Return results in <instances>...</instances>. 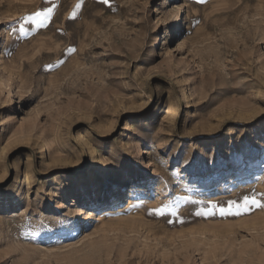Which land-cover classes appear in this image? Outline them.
I'll use <instances>...</instances> for the list:
<instances>
[{"label": "rangeland", "instance_id": "rangeland-1", "mask_svg": "<svg viewBox=\"0 0 264 264\" xmlns=\"http://www.w3.org/2000/svg\"><path fill=\"white\" fill-rule=\"evenodd\" d=\"M0 264H264V0H0Z\"/></svg>", "mask_w": 264, "mask_h": 264}, {"label": "snow or ice", "instance_id": "snow-or-ice-1", "mask_svg": "<svg viewBox=\"0 0 264 264\" xmlns=\"http://www.w3.org/2000/svg\"><path fill=\"white\" fill-rule=\"evenodd\" d=\"M101 2H103V3H108L109 0H101ZM49 12H51V9H49ZM37 15H39V13H38ZM253 202H255V201H253Z\"/></svg>", "mask_w": 264, "mask_h": 264}]
</instances>
